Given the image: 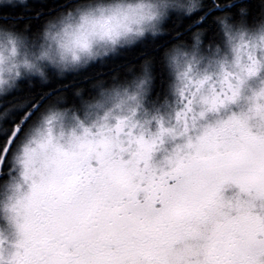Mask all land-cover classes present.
Masks as SVG:
<instances>
[{
	"label": "snow or ice",
	"instance_id": "obj_1",
	"mask_svg": "<svg viewBox=\"0 0 264 264\" xmlns=\"http://www.w3.org/2000/svg\"><path fill=\"white\" fill-rule=\"evenodd\" d=\"M185 10L207 26L144 57L131 91L97 81L99 98L86 101L83 88L36 96L8 83L50 58L41 29L65 13L119 35L125 20L155 33L166 13L170 22L191 17ZM0 30L11 46L0 55V264H264V82L242 97L264 72V0H212L208 12L202 0L95 10L83 0H9ZM68 35L89 51L86 29ZM204 60L211 70L200 72ZM157 65L174 73L173 114L140 123Z\"/></svg>",
	"mask_w": 264,
	"mask_h": 264
},
{
	"label": "clouds",
	"instance_id": "obj_2",
	"mask_svg": "<svg viewBox=\"0 0 264 264\" xmlns=\"http://www.w3.org/2000/svg\"><path fill=\"white\" fill-rule=\"evenodd\" d=\"M9 2V0H0V4ZM11 3L16 4L19 7H25L29 0H10ZM84 3L90 4L92 10L96 8H110L117 4H127L134 3L136 0H83ZM180 3L186 5L199 4L200 0H179ZM172 11H175L174 9ZM195 11V9L193 10ZM108 13L106 12L105 15ZM193 13L184 11V15H192ZM98 15V14H97ZM67 14L55 19L54 21L45 22L44 27L41 29L40 42L47 43L51 47L50 58L43 61L36 62V68L34 69H21V75L16 78V80L9 81L8 83H13L18 85L21 79H38L41 83L45 82L48 77V71L51 69L56 73L58 77H63L70 73H75L87 68L91 63L98 60H102L108 56L118 54L119 50L125 47L134 46L141 40L151 36L155 37L160 35L163 29V23L167 19V13L159 21L158 27L159 31L153 33L148 26V22L144 24L137 25V23L128 19L122 22L119 29V35L106 34L99 25L93 27L91 23L85 24L81 18L80 14L74 13V18L69 21L66 19ZM49 25H53L49 27ZM131 29V31H124V28ZM137 27L144 29L143 33L139 36L135 35V30ZM87 30V43L89 51H85L78 46H74L69 41V35L76 31ZM67 33V34H66ZM47 34V39H45ZM8 34L0 30V55L9 57L11 55V46L6 44ZM77 60L74 61L73 57ZM19 59V57H17ZM43 74V75H41ZM7 84L0 85V92L7 88ZM122 90L123 87L117 85L115 86ZM110 89H105L104 91H109ZM94 102V101H93Z\"/></svg>",
	"mask_w": 264,
	"mask_h": 264
},
{
	"label": "trees",
	"instance_id": "obj_3",
	"mask_svg": "<svg viewBox=\"0 0 264 264\" xmlns=\"http://www.w3.org/2000/svg\"><path fill=\"white\" fill-rule=\"evenodd\" d=\"M204 10L206 12L212 10V0H202ZM199 12L193 13L191 17H185L178 21L165 20L163 29L165 35L153 38L151 36L136 43L134 46L119 50L118 54L113 57H107L101 61L90 64L87 68L70 73L65 76L58 77L56 74L48 73L49 83H41L38 79H21L18 83L20 89L25 92L39 96L48 88H60L67 91L71 95L77 88H83V99L91 101L93 98H99L97 90L92 85L97 81H104L105 87H110L115 83H131L135 76L139 74V68L136 67L141 63L146 56H155L162 44H172L179 33H183L185 37L189 35L190 29L207 26L209 20L205 19L202 25L196 24V18ZM210 19V18H209ZM248 30H254L249 25ZM219 39V38H217ZM222 43H217L211 47H221ZM209 44L204 43V52H208ZM131 69V71H129ZM171 83V73L168 68L157 65L154 72L152 85L149 89L148 100L160 105L164 98L169 99ZM67 85V88L64 86ZM68 108H73V105H68ZM80 107L83 104L78 102L75 105V113H80ZM61 110H64L61 108Z\"/></svg>",
	"mask_w": 264,
	"mask_h": 264
},
{
	"label": "rangeland",
	"instance_id": "obj_4",
	"mask_svg": "<svg viewBox=\"0 0 264 264\" xmlns=\"http://www.w3.org/2000/svg\"><path fill=\"white\" fill-rule=\"evenodd\" d=\"M247 31L251 34V32L254 30H248L247 29ZM125 48H127V47H125ZM220 48H221L220 54L221 55L226 54V51H225L223 44ZM122 49H124V48H122ZM207 53L208 52H203V55H207ZM113 56H115V55L108 56V57H113ZM98 61H101V60H98ZM98 61H96V62H98ZM91 64H93V63H91ZM197 70L200 72H203L205 70L210 71L211 69H209L207 61L204 60L201 62L200 65L197 66ZM169 71L171 73L169 99L167 98V100H166V98H164L163 101L160 102V105H156L155 102H151L148 100V94H149V92H148L142 98L140 107L136 109V115H135L134 119L137 122L143 123L145 120L151 121V118L153 116H159V117L163 118L165 121H167L172 116L173 109H174L175 102H176V97L173 94V90L171 87L172 84L174 83V73H172L171 70H169ZM48 73L56 74L51 69H49ZM262 82H264V72H261L256 78H253V79L249 80L248 82H246L244 88L242 89V97H248L252 91L258 90L259 87L261 86ZM117 85H119L121 87H128L129 90L131 91V83H123V84L122 83H115L112 86H117ZM97 95L99 96V90H97ZM82 109H83V107H80V113H78V114L74 113L80 119L83 118ZM59 110H61V109H59ZM61 111H63V110H61ZM124 114H126V112ZM98 115H103V112L98 113ZM63 123H64V127L66 129L71 126L70 121L67 119ZM149 127L151 130H154V122L150 123Z\"/></svg>",
	"mask_w": 264,
	"mask_h": 264
}]
</instances>
